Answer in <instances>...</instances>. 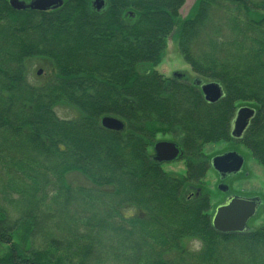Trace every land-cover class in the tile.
I'll return each instance as SVG.
<instances>
[{"label": "trees", "instance_id": "16d2710c", "mask_svg": "<svg viewBox=\"0 0 264 264\" xmlns=\"http://www.w3.org/2000/svg\"><path fill=\"white\" fill-rule=\"evenodd\" d=\"M104 2L0 0V264H264V222L222 233L208 194L186 195L208 169L202 146L232 139L238 101L257 109L241 141L264 165V0H199L183 20L186 0ZM177 25L201 79L146 68ZM38 58L56 74L34 83ZM204 79L221 85L218 101ZM104 116L124 128H105ZM169 131L187 156L183 176L148 151Z\"/></svg>", "mask_w": 264, "mask_h": 264}, {"label": "rangeland", "instance_id": "374dc122", "mask_svg": "<svg viewBox=\"0 0 264 264\" xmlns=\"http://www.w3.org/2000/svg\"><path fill=\"white\" fill-rule=\"evenodd\" d=\"M25 2H30L32 0H23ZM199 0H186V3L180 10L181 18L183 20L186 17L192 15L196 7L198 6ZM180 25H177L173 32L167 37L166 48L163 52L162 61L157 66L146 65L148 69H154L164 74L167 77H173L174 75L180 74L187 79H201L199 75L191 68V66L184 60L182 54L179 50L178 36H179ZM32 62V74L35 76L32 82L37 83L46 82L53 75L56 74V69L53 66L52 61L47 59L43 60L41 58L34 59ZM42 70L41 74H38L39 70ZM38 78H37V77ZM205 80V83L210 82V80ZM203 81V80H202ZM202 83V82H201ZM203 84V83H202ZM237 109L242 106H250L256 108L253 102L238 101L236 104ZM59 107V115L72 116L70 108L66 105H61ZM114 117V116H113ZM232 130V127H231ZM180 136L175 132H160L156 135L154 142L159 141H172L176 142L181 146ZM181 149L182 146H181ZM149 154L155 155L154 147L149 148ZM229 151H236L245 158V164L241 172L238 174L231 175L221 181L219 175L216 173L215 169L211 165L213 157L221 155ZM203 159L208 161V169L204 172L200 180L193 182V189H189L186 195H190L195 192V189H201L206 192L209 197V212L213 215L215 208L224 201L228 194H239L245 196H255L259 195L264 200V165L256 159L250 148L242 141H236L231 138H219L215 141H209L202 146ZM187 156L183 149V157L179 158L173 162L163 163V169L173 175L186 174L187 170ZM73 182H81L82 179L78 174L72 175L71 178ZM223 183L229 187V192H223L218 188V185ZM264 222V211L261 210L260 214L256 216L249 222L250 229L258 228ZM8 249L6 244L0 243V254L6 252Z\"/></svg>", "mask_w": 264, "mask_h": 264}, {"label": "water", "instance_id": "95a60500", "mask_svg": "<svg viewBox=\"0 0 264 264\" xmlns=\"http://www.w3.org/2000/svg\"><path fill=\"white\" fill-rule=\"evenodd\" d=\"M97 8L104 6V0H95ZM64 0H32L26 3L23 0H10L12 7L16 9L32 8L37 10H48L63 5ZM42 70L38 71L41 74ZM201 90L207 101L215 102L223 96V89L217 82L201 83ZM256 115V109L250 106L240 107L233 120V129L231 135L234 139L240 140L247 131L251 120ZM102 125L111 130H122L124 123L119 118L113 116H104ZM156 159L160 162H171L182 157L180 146L172 141H159L155 144ZM212 165L221 175L227 173H238L244 165V157L236 151H229L221 155H217L212 160ZM222 191H226L224 185L219 187ZM262 199L259 196L246 197L239 195H230L224 203L217 206L212 217V223L215 229L222 233L245 232L249 229L248 222L256 216Z\"/></svg>", "mask_w": 264, "mask_h": 264}, {"label": "flooded vegetation", "instance_id": "af4514ba", "mask_svg": "<svg viewBox=\"0 0 264 264\" xmlns=\"http://www.w3.org/2000/svg\"><path fill=\"white\" fill-rule=\"evenodd\" d=\"M96 4H98L97 2H96ZM177 75H180V74H177ZM256 112H257V109H256ZM181 150H183V149H181ZM244 164H245V158H244ZM243 167H244V165H243ZM243 169V168H242ZM216 171V170H215ZM216 173L219 175V177H220V179H221V181H223L224 179H226L227 177H229V176H231V175H234L235 173H227L226 175H221L219 172H217L216 171ZM237 174V173H236ZM220 185H224L225 187H226V191H223V192H229V187L227 186V185H225V184H223V183H220L219 185H218V188L220 187ZM220 189V188H219ZM197 190V189H196ZM221 190V189H220ZM198 191H202L200 188L198 189ZM222 191V190H221ZM192 194V193H191ZM230 196V194H228L227 195V197H229ZM226 197V198H227ZM262 198V197H261ZM261 210H263L264 211V200H263V198H262V203H261V205L259 206V208H258V211H257V216L260 214V212H261Z\"/></svg>", "mask_w": 264, "mask_h": 264}]
</instances>
